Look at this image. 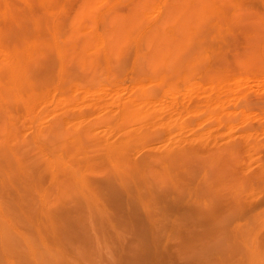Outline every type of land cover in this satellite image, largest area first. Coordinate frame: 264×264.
I'll use <instances>...</instances> for the list:
<instances>
[{"label":"bare ground","instance_id":"obj_1","mask_svg":"<svg viewBox=\"0 0 264 264\" xmlns=\"http://www.w3.org/2000/svg\"><path fill=\"white\" fill-rule=\"evenodd\" d=\"M21 1H23L22 6L16 0H0V153L5 157L4 161H0V177L2 176V181L8 180L10 184H13V180L15 179L24 181L28 176L33 177L31 171L28 170L29 165L23 159V154L19 148L20 141L24 140L25 137H20L21 129L19 130V127L21 126L18 127L17 122L24 119L23 121H28L29 127L32 128V142L41 154V156L39 155L40 158L42 156L44 157L42 159L43 171L48 174L50 179V185H46L47 187L42 185L36 186L41 203L35 209V230L38 240L41 241V245L45 248L46 252V254L40 253L41 261L48 263L47 258L50 255L52 259V262H49L50 264H61L63 259H65L63 262L68 261V259L66 260L67 257L65 254L62 255L65 258L63 257L62 260L58 259L61 254H59L61 251L59 243L63 241L61 239L63 237L62 233L66 234L67 227H70L68 229L73 231L71 227L74 225V222L76 221L75 226H77V223L82 221L81 219L85 221L86 214L95 220L98 219L103 224V215L106 216L105 212L109 208L114 211V215L118 216L117 219L119 218L122 221L119 220L124 225L123 229H129L127 231L129 232V236L132 235L134 238H131L133 242L135 241L134 243L130 241L133 243V246L129 248L127 246L125 247L130 249V251L132 249L133 252L131 253L137 252L138 254L136 255H139L138 257L143 255L144 261L142 262L147 261L149 263L150 259H146L149 257L153 259L154 254L156 258L154 261L159 262L160 256L158 255V260L156 252L154 251V253L152 250L153 247H151L153 243L150 245L149 239L154 240L153 233L159 232L157 230V232H153L157 226L160 227L162 224L159 221L162 219L159 217L162 215V218H167L164 215L167 213L166 209L172 205L174 206V204H179L181 202L180 199L183 197L179 195L182 194L180 192L181 187L179 189V184L183 182L181 180L183 177L180 175L182 171L180 172V170L185 165L181 154L173 152L170 155H168L169 153L163 155V158L160 157L162 158L160 160V169L164 177L172 184L170 190L162 193L146 186L147 190L141 192V187L139 188L137 185L136 179H145L148 174L147 172L151 173L156 168H154L151 161H133L131 160L132 158L130 159L129 154L126 153L127 151L129 153L130 145H133L134 140L144 134L143 132L142 134L138 133L139 135H136L130 131L123 133L119 131L121 132V135L119 134L121 137H119L117 143H114V141L100 142L98 144V146L100 145L99 147L93 148L94 146L91 147L88 145L90 149L85 145V147L87 146V152L90 150L95 154L94 149L97 150V148L101 149V151H97V154L98 152L99 154L96 156L92 155L91 153L93 152H91L89 154V156H93L91 158L88 156V153L85 154L86 152L82 153L83 151H80L83 156L80 155L75 160L76 152L82 150L84 146L82 145L83 141L81 143L82 139H78L79 142L77 141V145H74L76 141H73L74 147L72 145L71 149L68 148L72 140L70 141L71 143L67 142L70 143L69 146H66L64 140H60L59 142L56 139L58 138L57 136L60 134L63 135L60 126V117L67 118L68 113L64 114L63 108H61L62 110H58L60 107L53 111H47L45 103H49L48 100H52V103L55 101V107L56 105L58 107L62 103L61 107L65 105L64 109H66V104L74 102L72 101L73 97L66 94L69 87L70 89L73 88V91L81 90L80 92L84 94L81 93V95L87 97L86 95L90 90H102L106 87L104 82L107 84L110 78L109 76L111 75L109 71H112L113 67L114 69L116 67L118 70L119 67L124 69L123 66H126L127 62L129 64V59H131L132 66H137L136 70L134 68V74L138 73L136 74V78H134L135 81L133 80L132 87L138 89L139 92L137 90V94L135 93L133 96L131 94L123 98L121 97L123 93L120 95L121 89L119 91L117 90L119 92L118 95L114 87L111 86L115 91L112 89L111 94L109 91V94L105 92L104 94L107 98H112L111 102L121 103L116 111L112 109L115 112L113 119L116 116V118L123 121L127 120V123L132 119L135 122V118L139 120L142 116L141 112L143 111L138 105L143 103L147 104L154 98L156 90H153L154 94L149 90L147 92L148 86L150 87L153 84L152 86L157 87V84L160 86L162 83L168 89L169 87L171 88L178 80L187 78V75H192L191 72L193 70L196 71L199 69L204 57L206 58V55L209 53L214 54L217 60V65L212 71V73H215L210 76L211 78L209 77L210 82H216L218 85H220V81L225 79V75L228 77V72L234 69L235 66L242 68V66L246 67L248 64H257L259 67H264V14L262 11L264 10V0H138L137 3L131 1V4L132 2L134 4L129 7V10L119 14H114V10V13L110 12L107 10L108 8L106 9V6L105 9L102 8L104 7L102 3L106 0H76V7H72L74 10L71 13L70 9L72 8L68 6L71 4L69 2L70 0ZM107 3L103 4L106 5ZM111 5H107V7L109 6L110 8ZM67 6L70 7L69 11H67ZM256 7H262L260 12L255 11ZM230 44L233 45V47L231 46L232 48ZM229 49L231 51L233 49V51L229 53ZM84 72H87L89 75L87 74V76ZM232 72L233 70L230 73ZM103 74L104 79L101 80ZM61 88L63 90L58 94L59 91L57 92L55 90ZM111 88L109 87V89ZM54 91L59 95H57L58 97L55 96ZM73 91L71 92L70 90L69 92L76 96V92ZM80 92H77V94L79 95ZM102 92L103 90L101 94ZM98 93L95 92L98 95L96 97L97 99L100 97ZM93 98L91 100H96V98ZM76 99L75 101H77ZM87 100L88 98L85 99L88 103ZM91 100L90 102H92ZM103 100L101 104L104 102ZM90 102L88 104L86 103L88 107L92 109L93 107L97 108L99 104L97 103L98 100L96 105L93 103L94 101L91 105ZM42 104H45L44 108L40 107ZM67 109L70 108L67 107ZM99 111L97 109L93 113L99 112L98 114L100 115L102 110L99 109ZM112 112L109 114L112 115ZM143 112L142 114H144ZM86 113L88 114V112ZM96 113L95 115H98ZM148 113L146 117L150 115ZM47 114H49V117L51 115L50 120H46L48 118ZM90 115L88 114L87 116ZM80 116L82 117V115ZM21 117L22 120H20ZM43 117L46 122L48 121L47 123L44 120V122L42 121L43 124L41 123ZM91 117L93 116L91 115ZM110 119L109 121H111ZM109 121L107 122L109 123ZM119 122L121 121L119 120ZM87 131L88 134L91 132L90 127L84 129L83 134L84 132L86 134ZM80 134L82 133L80 132ZM88 134L85 138H88ZM75 137H77V134ZM83 140L85 139L83 138ZM96 142L98 143L99 141ZM66 153L69 156L66 157ZM84 159L87 160L86 164L91 163L93 166L94 164L101 166L99 167V169L102 168L101 171L98 169V166L95 167L99 170L98 172L96 169L98 173L95 172L97 174L95 178H86L87 175L85 176L84 173L78 179L77 174L79 168L82 167ZM105 161L110 164L108 165ZM156 162H158V159ZM91 164L90 167H93ZM84 169L81 170L84 171ZM42 176L39 174V182ZM39 182H33V184ZM11 187L14 188L15 185ZM6 194H9V192L6 191ZM11 195L16 197L15 203H17L21 193L16 188L15 192ZM48 201H51V203L49 204ZM83 206H85L88 212H83L85 210ZM184 207L182 209L187 210V206L184 205ZM162 209L165 213L161 212ZM185 210L181 212L184 214ZM159 212L161 214L160 216L158 215V220L156 216ZM181 212L179 213L181 214ZM187 212L185 211V213ZM169 217L170 215L168 219ZM144 218L147 219V221L145 220L147 224H145L146 222L144 223L146 227L137 226L143 222ZM164 219L162 222H168V220L165 219L166 221H164ZM148 220L151 221L149 222L151 224L148 223ZM148 224L154 227H149L147 226ZM158 229L161 230L160 228ZM120 231H116V234ZM104 233L108 235L105 230ZM122 233L120 235H124L123 231ZM71 234L74 235L73 233ZM128 234L126 235L128 236ZM68 236L70 235L68 234ZM118 238L121 237L118 236ZM70 242L72 243V238ZM62 243L61 247L63 248ZM154 243L156 244V241ZM110 245L112 243H109L108 246L110 247ZM64 250L63 248L62 252L65 253L66 251ZM76 250H80V248ZM111 250L113 249L111 248ZM126 251V253L129 252L128 250ZM256 251L258 250L253 249V254L250 258L259 259L262 256L260 254L258 257L257 253L260 252L258 251L256 253ZM150 252H153V255ZM67 254L70 253L66 252ZM170 254L172 253L170 252ZM45 255L48 256L46 257ZM256 255L257 258H255ZM70 257L69 255V259ZM112 257L114 258V256ZM252 258L248 259L251 260L250 262L252 264H257L258 259L255 263ZM128 260L129 264L130 259ZM260 260L258 264H261ZM6 261L8 262V259ZM161 262H163L162 259ZM123 263L122 261L120 264Z\"/></svg>","mask_w":264,"mask_h":264},{"label":"rangeland","instance_id":"obj_2","mask_svg":"<svg viewBox=\"0 0 264 264\" xmlns=\"http://www.w3.org/2000/svg\"><path fill=\"white\" fill-rule=\"evenodd\" d=\"M16 1L21 3V6L23 5V1ZM75 1L76 0H70L69 2L71 4L68 6H71V8L74 6L75 8L77 4L76 2L79 0L76 2ZM131 1L137 3L138 0H106L103 3L108 2L109 4L107 3L105 5L102 3V6L104 5L102 8L105 9L106 6V9L108 8L107 10L110 12L119 14L129 10V7L134 4L133 2L131 4ZM107 5H111L110 8L109 6L107 7ZM74 8L70 9V7H68L67 11L70 9L71 13ZM261 9L262 7H256L255 11L257 10L260 12ZM262 11L264 14V10ZM231 46L233 47L232 44H230V47ZM239 46L241 45L239 44ZM232 51L229 49V53ZM210 54L211 53L206 55V58L204 57L205 61L203 60L201 62L199 69L196 71L193 70L191 72L192 75H187V78L178 80L174 85L171 86V88L169 87L168 89L167 86L162 83L161 85L159 83L160 86L157 84V87L152 86L153 84L150 85V87L148 86L147 92L152 91L154 94V91L156 90V95L154 94V98L151 102L138 105V107L144 111H142L144 114L141 112L142 116L140 118L138 117L139 120L135 118V122H133L134 119L131 121L129 120L128 123L130 124L126 122L127 120L123 121L116 118V116H114L113 119V115L115 113L114 111H116L117 107H119L121 103L111 102L112 98H107L104 92L108 93L109 91L110 93L113 89L111 88L112 86L118 95V91L121 89L120 95L123 93V96H121L123 98L126 96L128 97L131 94V96L135 95V93L137 94L138 89L132 87V83L135 81L134 78H136V74H138H134L137 66H132L133 63L131 59H129L130 61L128 60L129 64L127 62L126 66H123L124 69L119 67L118 70L116 67L115 69L113 67V70L117 71L118 73L113 70L109 71L112 76H109L108 73L110 78L108 79L107 84L104 82L106 87L102 89L103 95L101 94L102 90L92 89L87 95L85 94L87 97H83L84 94L83 92H80L81 90H74L76 92V96H74L73 93L69 92L70 90L72 92L73 88L70 89L69 87V90H67L68 92L66 91V94L70 97H73L72 101L75 102L66 104L70 109H67V107V110L64 109L65 105L61 107L62 103L61 105H58V107L56 105V108L55 101L52 103V100H48L49 103H45V108H47V111H53L54 109H58L60 107L58 110H62L61 108H63L64 114L68 113L67 115H70L69 117L67 116V118L60 117V122L62 124H60V126L64 136L60 134L56 139L59 142L60 140H64L66 146H69L71 143L70 141L72 140L69 148L67 147L68 149H71L74 143L73 141H76L74 145H77L79 142L78 139H82L81 143L83 141L84 144L82 143V145L84 146L82 150H78L79 152H76L75 160L81 155L80 151H83L82 153L86 152L85 154L88 153V156L91 152H93L90 150V152H87L86 147L88 145L91 147L94 146L93 148H95L100 146H98L100 142L104 143L114 141V143H117L119 137H121L119 136V134L121 135V132L123 133L130 131L136 135L142 134L143 132L145 135H147L145 136L142 134V137H137V141L134 140V143L136 142V144L133 143V145H130L129 153L128 151L126 153L129 154L130 159L132 158L131 160L138 162L148 160L151 161L154 168H156L154 171L151 169V173L147 172L148 174L145 179H136L137 185L139 188L141 187V192L147 190L146 186H149L152 189L162 193L171 189L172 184L166 179V177H164L160 169V160H162L163 155H167L168 153V155H170L173 154V152H178L181 154V158L185 162L184 167H182L180 170V172L182 171V174L180 175L183 177H181L183 182H180L179 184V189L181 187L180 192L182 193L179 195L183 196H180L182 197L180 199L181 202L179 204H174V206H170L171 208L168 207V209H166L167 215H164L167 216L165 219L168 220V222L164 219V217H161L162 215L160 216L161 212H164L163 209L161 212H159V214H157L156 218L160 216L159 218L162 220L164 219L166 222H162V220H159L158 218L162 224L160 227L156 225L157 228H155L153 232H159L153 233L154 240L149 239L150 245L153 243V245H151L153 249H151L153 252H156V257H158V260L160 256L159 262L154 261L156 260L155 254L153 259L151 257L146 259H150L149 263L147 261L142 262L144 261L143 255L141 256L143 257L142 260L141 257H138L139 255H136L138 254L137 252L131 253L133 252L132 249L131 251L130 249H127L133 246L132 244L135 242H133L131 239L133 236H129V232H127L129 229L127 230V228H125V231L123 229V223L121 224L122 221L119 218L117 219L118 216L114 215V211L108 208V211L105 212L106 216L103 215V224L98 219L95 220L87 216L85 213L86 216L85 214L84 216L86 218L84 219L86 220L84 221L81 219L84 226L81 224L82 221L77 223V226H75V221L73 225L75 229L73 226L71 227L73 231L69 230L70 227L66 228L67 231L65 232L67 236L65 233H62L63 237L61 236L62 238H60L63 239V241L59 240L61 241L59 243L61 250L59 254H61L58 259L62 260L63 257L65 258L66 256V260L68 259L69 262H63L65 261V259H63V263L61 262V264H90L91 261V264H120L122 261L124 262L123 264H128V259H130L129 264H250L251 260L249 259L252 258H250V256L253 254V249H256L260 252L257 253L258 251H256L258 257L260 254L263 256H260L258 259L256 255L255 258H257L258 261L261 259L260 263L264 264V67H259L257 64H248L246 67L242 66V68L235 66V70L232 69V73H230L232 71L230 70L228 72V77L225 75V79L220 81V85H218L216 82H210V76L215 73H212V71L217 65L216 56H214V54ZM84 73L86 75L88 74L87 72ZM103 76L104 74L102 77L100 76L102 78L101 80L104 79ZM109 87L111 89H109ZM61 90L63 89L61 88L55 91H59L58 94H60ZM77 92H80V94L78 95ZM95 92H99L98 94L101 98L99 97L97 99L96 97H98V95L95 94ZM81 93L83 95H81ZM54 94L55 96L58 95L56 92ZM90 94L91 96H89ZM103 97L106 100H103ZM84 98H88V103L90 102L91 98H96V100L91 101H94L93 103L96 105L98 100L97 103L100 105L98 104L97 108L93 107V109H98V111L99 109L102 110L101 114H98L100 112L99 111L97 113L95 112L98 114L95 115L93 112L96 110L88 107V103ZM75 99L77 101H75ZM102 100L104 102L101 104ZM92 102H90V105ZM45 104H42L40 107L44 108ZM86 112H88L89 115L91 113L93 117H91V115L87 116L88 114ZM111 112L113 113L112 115L109 114ZM147 113L150 114L148 117H146ZM80 115H82V117ZM107 115L109 118L106 117ZM47 116H45V118H47L46 120L49 118L51 119V115L49 117V114H47ZM45 118H42L41 123L43 120L46 122ZM109 119L113 122L111 123ZM20 120H22V117ZM23 120L17 122L18 127L21 126L19 127V130L21 129V134H19L21 135L20 137H25L24 140L21 139L23 142L20 141L21 143H19V148L23 154V159L26 160L27 164L29 165L28 170L31 171L33 177L31 178L28 176L24 181H18L15 179L13 180V184H10L8 180L2 181V176L0 177V264L46 263L45 261H41L42 258H40V253L46 254V252L45 248L41 245V241L38 240L35 230V209L41 203L39 192L37 191L38 189H36V186L42 185L47 187L50 185V179L48 174L43 171L42 159H44V157L42 156V158H40L41 154L38 152L37 147L32 142V128L29 127L28 121ZM119 120L123 122L121 123ZM107 121H109V123ZM87 127H90L91 132L88 134L87 131L86 134L85 132L83 134L84 129H87ZM80 132L82 134H80ZM76 134L77 137H75ZM87 134L89 136H87L88 138H85ZM116 136L118 137L115 138ZM83 138L85 140H83ZM89 138L93 144H91ZM96 141L99 142L97 143ZM85 145L87 146L85 147ZM88 148L90 149L89 146ZM85 149L86 151H84ZM94 150L96 153L94 154L93 152L91 154L95 156L99 154V152L97 154V151H101V149L98 148L97 150ZM64 153L63 155H65ZM66 154L67 157L70 155V152L69 155L68 153ZM81 156H83V154ZM91 156L89 157L91 158ZM4 158V155L0 153V161H4ZM155 158L156 160L158 159V162H156ZM85 159L82 162V167L79 168L77 174L78 179L80 176H83L84 173L85 176L87 175L86 178H95L97 176L95 172L98 173L99 170L101 171L102 168L99 169L101 166L97 165L99 169L98 170L95 168L97 167L95 164L94 166L91 163L86 164L87 160ZM106 163H108V165L110 164L109 162ZM90 164L93 167H90ZM81 169H84V171ZM39 174L43 175L40 182ZM77 177L76 180L78 181ZM33 182L39 183L33 184ZM14 185V188L11 187ZM16 188L19 189V192L21 193L17 203H15L16 197L11 195L15 192ZM6 191H8L10 195L6 194ZM50 198L52 197L50 196ZM48 203L50 204L51 201H48ZM184 205L187 206V210L190 206L188 212L185 210L186 208ZM83 207L85 208V206ZM183 207L185 209H182ZM183 210H185L187 213L184 211L183 214L181 212ZM86 211L87 209L85 208L83 212ZM178 211L181 212V214ZM107 212L109 213L107 214ZM168 212H170V214H168ZM186 214L188 215L186 216ZM169 215L170 217L168 219ZM145 220L147 221V219L144 218L143 222L141 223L142 225L139 224L137 226L146 227L145 224H147V222ZM149 222L151 221L148 220V223ZM149 224L147 226H149ZM151 226L152 225L149 227ZM103 228L106 233H108V235L104 233ZM110 230H112L113 233ZM119 230H121V233L118 232V234H123V231L124 235L116 234V231ZM125 232L129 237L125 234ZM68 234L70 236H68ZM118 236L121 238H118ZM71 238L72 243L70 242ZM155 241L156 244L154 243ZM126 242L130 243L127 245ZM61 243L65 249L64 251L70 253L67 254L68 256L66 255V252H62L63 248L61 247ZM109 243H112L113 246L110 245V247L113 250H111V248L108 246ZM158 243L159 245H157ZM125 246H127V248ZM156 247L159 248L157 249ZM77 248H80V250H76ZM125 249L129 252L126 253L127 251ZM159 251H161L160 254ZM153 252H150V254L153 255ZM170 252L172 254H170ZM64 254L65 256H62ZM69 255L71 256L70 259ZM50 256L47 258L48 263L46 264H50V261L52 262ZM112 256H114V258ZM106 258L107 260H105ZM166 258L167 261L165 262ZM7 259L8 262L6 261ZM43 259L45 260V258ZM88 259L91 261L89 262ZM109 259L112 261H109ZM161 259L163 262H161ZM257 259H254L255 263ZM135 261H138V263Z\"/></svg>","mask_w":264,"mask_h":264}]
</instances>
